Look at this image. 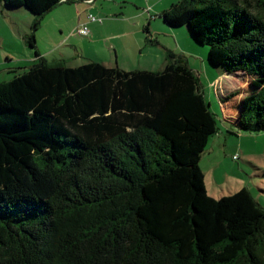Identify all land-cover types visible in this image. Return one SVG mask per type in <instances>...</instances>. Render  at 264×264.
<instances>
[{
  "label": "trees",
  "instance_id": "16d2710c",
  "mask_svg": "<svg viewBox=\"0 0 264 264\" xmlns=\"http://www.w3.org/2000/svg\"><path fill=\"white\" fill-rule=\"evenodd\" d=\"M73 0H0L34 16ZM241 76L222 122L264 131V0H178L160 13ZM144 45L156 47L148 27ZM0 82V264H264V209L241 188L207 195L217 121L185 58L157 71L40 59ZM264 175V173H263Z\"/></svg>",
  "mask_w": 264,
  "mask_h": 264
},
{
  "label": "rangeland",
  "instance_id": "374dc122",
  "mask_svg": "<svg viewBox=\"0 0 264 264\" xmlns=\"http://www.w3.org/2000/svg\"><path fill=\"white\" fill-rule=\"evenodd\" d=\"M78 1L75 0L72 4L64 3L47 13L42 21V28L34 31L35 43L37 38V41L39 40L43 45L48 34L52 42L57 41V37L61 38L62 35L59 32L55 34L48 23L49 20L55 22L57 18L65 20L64 31L69 29L71 33L75 32L77 35L74 26L78 20L77 12L81 10H83V16L80 17L82 21L87 20L86 16H94L96 19L106 21L108 18L115 19V17L128 19L137 13L143 14V10L148 12L144 9L145 6L143 8L140 6V4H144V0H96L94 3L85 2V4ZM78 3L81 7L79 10L76 9ZM148 13L142 15L141 25L149 23V29L154 26V29H150L153 38H157L156 40L163 42L166 46L175 47L177 42L186 50L183 57L196 67L200 89L217 121V133L206 144L199 163L203 172H206L205 190L207 195L221 198L235 193L243 187L249 190L250 195L264 209V131L236 132L223 124L221 120L223 113L219 97L216 94V90L218 93L221 92L220 94L224 92V95L240 89L242 91L246 85L245 82L241 76H227L225 79H220L218 87L214 86V80L217 79L220 71L207 64L205 59L207 47L196 45L185 28L167 29L160 19H154L153 12ZM149 15L152 17L150 22L148 21ZM137 20L139 21V18ZM34 21V16L22 8L8 10L0 7V82L10 80L13 77L11 71L22 70L18 67H29V64L25 63L31 60L33 51L24 44L23 36L32 33L31 27ZM133 22L135 20L128 23ZM67 33L65 31V34ZM75 39L80 49L79 42L87 38L77 35ZM68 44L64 48L70 53L71 47ZM179 50L184 53L181 48ZM134 58L136 62H143L140 56L137 58L134 56ZM78 62L83 63L79 58ZM222 87L223 89H221Z\"/></svg>",
  "mask_w": 264,
  "mask_h": 264
},
{
  "label": "crops",
  "instance_id": "0c3cea01",
  "mask_svg": "<svg viewBox=\"0 0 264 264\" xmlns=\"http://www.w3.org/2000/svg\"><path fill=\"white\" fill-rule=\"evenodd\" d=\"M74 1L75 0H73L71 3L63 2L59 4L57 7L62 6L64 3L72 4ZM177 1L178 0H144V4H140V6H142V8L143 6H145L144 7L145 10H148V12L151 13L153 12L154 19L158 20L160 19L159 16L160 13L163 10L166 9L168 10L169 7L172 4L176 3ZM78 2L85 4V2H88V0H79ZM94 2H96V0H91L90 3H94ZM76 6H77L76 8L77 10L81 8L79 3ZM55 8L56 7H54L52 10L48 11L47 13L52 12ZM82 12L83 10L77 12L78 20L74 27H76L77 29L81 25L86 26L87 29L89 30V35L88 37H86L87 38L86 40H81L80 42L78 41L80 45V49L79 46L76 44V39H75V37L78 34L76 35L75 32L71 33V30L69 29H65V31L68 32L67 34H65L64 31V27L66 28L65 20H62L61 18L55 19V22L49 20L48 23H50V27L52 28L53 32L55 34L59 32V34L62 35L61 38L57 37L58 40L52 42V39L48 34V36L43 41L44 42L43 45L39 40L37 41L36 38L37 53L39 57L35 58L34 56H32L31 60L27 61V63L25 64H29L30 67L34 63L36 64L37 62H39L40 59H43L46 62H50V63L55 61H62L68 66L69 65L77 66L84 64L88 61H93V62L103 63L108 67H114L117 65L123 71H130L136 69V70H147L153 72L163 68L166 51H171L173 53L179 51L178 53L175 54L180 55L181 57H183V55L186 54L185 53L186 50L183 49L181 45L177 44V42L175 43L176 44L175 47H171V46L168 47L165 44H163V42L156 40L157 38H153L152 35H151L152 40L158 41L159 45H157L156 47L144 45L145 36L143 34V28L145 26L148 27L149 25V23L141 25L142 17H143L142 15L148 13V12H144V10H143V14L137 13L129 17L128 19H123V17H115V19L108 18L106 19V21H103L101 19V22L90 21L87 18L88 16H86L87 19L86 21H82L80 18L81 16H83ZM137 18H139V21L138 20L136 21ZM151 18L152 17L149 15L148 17L149 22L152 20ZM43 19L40 21L37 29L42 28ZM134 20L135 22L131 24L128 23L129 21H134ZM150 29H154V26L153 28ZM67 43H69L68 46L71 47L72 53L71 51L69 53V51L65 50L64 47L66 46ZM86 48L88 50L87 52H86ZM179 48H181L182 51H184V53H181ZM134 56H136V58L137 56H140L143 59V62L142 63L136 62ZM78 58L83 63H79ZM188 64L191 68H193L194 71L196 70V67H194L193 64L190 63ZM22 66H26V65H22ZM18 68L24 69L27 67H18ZM216 78L217 79L214 80V86L218 87L220 83V79L222 78L225 79L226 77L223 76L222 74H219ZM221 89H223V87ZM220 93H218L216 90V94L218 96L226 95V94L224 95V92L223 94ZM201 172L203 174L204 182H205L206 172L204 173L202 169Z\"/></svg>",
  "mask_w": 264,
  "mask_h": 264
},
{
  "label": "built area",
  "instance_id": "2783aa9c",
  "mask_svg": "<svg viewBox=\"0 0 264 264\" xmlns=\"http://www.w3.org/2000/svg\"><path fill=\"white\" fill-rule=\"evenodd\" d=\"M64 1V0H63ZM91 2V0H88V3H90ZM88 19L90 20V21H99V22H101V19H96V18H94V16H89L88 17ZM76 33L79 35V36H81V37H87L88 35H89V30L87 29V27L86 26H84V25H81V26H79L77 29H76Z\"/></svg>",
  "mask_w": 264,
  "mask_h": 264
}]
</instances>
